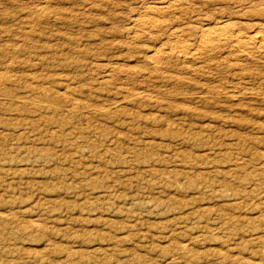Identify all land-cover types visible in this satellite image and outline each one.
Here are the masks:
<instances>
[{"label": "rangeland", "instance_id": "obj_1", "mask_svg": "<svg viewBox=\"0 0 264 264\" xmlns=\"http://www.w3.org/2000/svg\"><path fill=\"white\" fill-rule=\"evenodd\" d=\"M221 26L264 0H0V264H264V50Z\"/></svg>", "mask_w": 264, "mask_h": 264}, {"label": "bare ground", "instance_id": "obj_2", "mask_svg": "<svg viewBox=\"0 0 264 264\" xmlns=\"http://www.w3.org/2000/svg\"><path fill=\"white\" fill-rule=\"evenodd\" d=\"M133 21V20H132ZM145 21H147V19H134V25L133 26H135V27H138V28H142V29H145V30H149L150 29V27H151V23L150 22H145ZM205 21V20H204ZM203 25H205V24H203ZM207 29V28H206ZM141 30V29H140ZM203 31V30H202ZM215 33H214V31H213V33H214V35L212 36V37H210V39H208V40H200V42H199V46L202 48V49H208V48H211V47H213L214 45H216L217 43H219L220 41H223V42H225V43H231L232 44V42H235L236 43V46H237V44L238 45H241L242 43H244V47H243V50H246V51H249V50H253V49H257V48H259V49H263L264 50V37H260V40L259 41H257L256 39V41L254 42V41H251V42H254V43H251V44H246L245 42H242V43H240V41H239V37H237V36H233V35H231V33H230V31H229V29L228 28H226V27H223V26H221V27H218V28H216L215 29ZM204 32H205V30H204ZM176 34V33H175ZM234 37H235V39H234ZM242 37V36H241ZM239 38V39H238ZM249 38V37H248ZM234 39V40H233ZM254 40V39H253ZM243 41V40H242ZM240 43V44H239ZM196 44V43H195ZM171 45V44H170ZM193 46V45H192ZM191 45H189V44H186V43H179V44H175L174 46H173V49H174V51H176V52H178V53H181V54H183V55H185V56H193V55H191L192 53L194 54V52H192L191 53V49H193V48H191L192 47ZM242 46V45H241ZM240 48V47H239ZM173 49H171L172 51H173ZM242 49V48H241ZM245 53H247V52H245ZM171 55V54H170ZM195 55V54H194ZM184 56V57H185ZM190 58V57H189ZM194 59V58H193ZM32 92V91H31ZM261 159V158H260ZM241 163V162H240ZM259 163H260V165H261V167H262V172H263V175H264V156L262 157V159H261V161H259ZM240 165V164H239ZM259 165V164H258ZM240 166H242V165H240ZM260 169V168H259ZM261 170V169H260ZM259 174V173H258ZM20 208V207H19ZM25 209V208H24ZM11 212V211H10ZM15 212V211H14ZM21 213H23V212H21ZM73 213V212H72ZM13 214V213H12ZM11 215V214H10ZM37 215V214H36ZM14 216V215H13ZM22 216V215H21ZM15 217H17V216H15ZM40 217V216H39ZM13 218V217H12ZM89 218V217H88ZM39 218H37V220H38ZM42 219V218H41ZM72 221V220H71ZM31 222V221H30ZM33 222H35V221H33ZM37 222V221H36ZM45 222V221H44ZM48 223H50V222H48ZM30 225H31V223H30ZM33 226V225H32ZM19 227H21V226H19ZM25 227H27L26 225H25ZM85 227V226H84ZM24 228V227H23ZM22 227L20 228V229H23ZM30 229V228H29ZM24 232V231H23ZM128 237V236H127ZM114 240V239H113ZM124 240V239H123ZM120 242V241H119ZM73 243V242H72ZM118 243V242H117ZM75 245V244H74ZM88 245H90V244H88ZM79 248V247H78ZM109 249V248H108ZM98 250V249H97ZM131 259V258H130ZM169 262V261H168Z\"/></svg>", "mask_w": 264, "mask_h": 264}]
</instances>
